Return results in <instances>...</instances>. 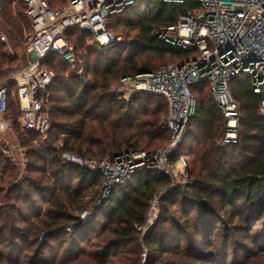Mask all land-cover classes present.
<instances>
[{
  "label": "trees",
  "instance_id": "trees-1",
  "mask_svg": "<svg viewBox=\"0 0 264 264\" xmlns=\"http://www.w3.org/2000/svg\"><path fill=\"white\" fill-rule=\"evenodd\" d=\"M47 1L56 9L57 3L67 0ZM195 7L194 0H185L184 4L136 0L125 13L129 22L137 21L134 43L103 51L95 47L99 55L93 67L90 58L96 49L90 43L89 33L71 30L66 37L76 48L77 64L70 66L57 54L43 62L42 67L58 75L54 87L49 88L51 97L47 108L51 119L49 136L55 144L50 142L43 150L40 143L34 142L40 136L35 133L29 136L23 130L20 138L26 150V167L21 177L20 164L0 151V264H43L41 253H30L29 247H47V240L68 235L61 232L68 227L74 231L59 245L65 261L49 264L222 263L218 258L223 255L203 247L196 249L197 246L189 245L183 253L182 241L190 234L194 241L198 238L209 243L221 240L225 256L234 245L248 261L264 257V119L259 113L260 96L253 92L248 78L238 76L230 83L242 116L239 141L227 147L218 145L224 137L226 118L216 105L209 84L193 86L194 95L196 90L199 92L196 116L190 118L175 156L194 157L193 166L188 169L194 181L177 186L160 200L159 216L144 234L139 228L144 226L156 192L171 184L168 175L152 168L138 170L126 185L116 186L108 199L84 220L80 213L100 197L103 176L62 157L63 152H72L101 159L128 150L150 151L169 142L170 130L162 125L168 116L165 97L137 93L132 99L124 100L111 87L125 75L153 71L162 64L195 57L196 50L173 47L159 37L161 27L175 24L180 13ZM0 17V27L8 37L7 43L0 38V80H6L16 71L12 65L20 58L14 50L24 44L32 25L23 0H0ZM141 50L161 60L171 55L174 61L154 67L152 60L139 57ZM100 60L102 66H99ZM10 89L7 117L12 122L15 115V122L19 124L16 84L11 83ZM193 119L196 129L192 126ZM178 204L183 217L175 219L170 216L171 209ZM197 205L202 210L192 221L188 216ZM227 207L231 210L227 211ZM218 210L229 213L225 214L224 222L221 216L217 217ZM33 216L35 220H31ZM220 223L222 228L215 229ZM255 226H261L262 230L251 233ZM236 229L248 233L251 239V234L256 236L252 248L235 242L231 232ZM40 234L47 236L45 243H40ZM68 242V248L63 249ZM90 243L97 248L90 252L82 250L81 245ZM59 251L55 260L59 258ZM144 251L149 252L147 263H142ZM181 253L183 257L177 258Z\"/></svg>",
  "mask_w": 264,
  "mask_h": 264
},
{
  "label": "built area",
  "instance_id": "built-area-1",
  "mask_svg": "<svg viewBox=\"0 0 264 264\" xmlns=\"http://www.w3.org/2000/svg\"><path fill=\"white\" fill-rule=\"evenodd\" d=\"M23 1L32 25L26 38L31 60L0 84V140L3 133L14 130L7 114L12 93L10 84L15 83L21 128L28 134L39 135L44 141L51 127L47 108L55 74L42 67L43 62L48 56L57 54L70 66L77 64L76 48L66 37L71 30L89 33L91 45L100 51L127 47L123 37L109 28L108 19L111 13L133 5L136 0H69L56 9L47 0ZM194 1L197 7L180 13L175 24L161 27L159 37L173 47L196 50L198 54L184 62L162 64L153 71L125 75L111 88L124 100H130L137 93L165 97L169 113L162 125L170 130L169 142L154 150H128L101 159L62 153L65 161L103 176L104 199H108L116 186L126 185L135 172L144 168L157 169L172 179L171 184L160 188L152 199L144 226L139 228L142 234L157 218L160 200L177 186L194 181L188 172L191 155L175 156L196 109L193 86L203 82L209 84L215 103L226 118L221 147L239 141L241 106L230 90L231 81L238 76L251 80L253 92L260 96L259 113L264 119V0ZM0 38L8 42L1 27ZM6 152L9 154L8 150ZM81 217L88 219V211ZM67 230L74 231L72 227Z\"/></svg>",
  "mask_w": 264,
  "mask_h": 264
},
{
  "label": "rangeland",
  "instance_id": "rangeland-1",
  "mask_svg": "<svg viewBox=\"0 0 264 264\" xmlns=\"http://www.w3.org/2000/svg\"><path fill=\"white\" fill-rule=\"evenodd\" d=\"M68 1L69 0H67L65 3H57L56 4L57 8L64 6L66 3H68ZM128 10L129 9L123 8L120 11L111 13L109 15L108 25L111 27V29L117 35L123 37V40H124L123 42H125L129 46L133 41L136 40V37H137V23H136L137 21L135 19H132V21H130V22L128 21V17L125 14L126 11H128ZM26 38H27V36H26ZM26 38H25L24 44L21 47L16 48L14 50L15 52H18V55L20 56L19 60L12 65V67L15 68L16 70L18 68H20V67L25 66L31 60L30 59V54H29V51H28V47H27V44H26ZM92 46H94V45H92ZM93 48H95V46ZM96 50H95V54H92L91 58H90V61L92 62L93 67H94L95 64H97L96 59L98 57H96V56L99 55V54H97V52H99V51L98 50L96 51ZM138 55L143 60H146V61L152 60V65L154 67L157 66L159 63H166V62H169V61H174V57H172L171 55L170 56L168 55V56H166L164 58V60H161V59H156L151 53H149L148 51H145V50L139 51ZM100 61H101V64L99 66H102L103 62H102V60H100ZM101 68L102 67H100V69ZM56 74L57 73H55V75ZM56 77H57V79H56ZM56 77H55V80H58V75H56ZM53 84H55V83H53ZM53 84L51 85V88L54 87ZM204 94L210 95L207 92H205ZM52 95L56 96V93L55 94L53 93ZM194 96H195V99H196V109H197L198 97H199L198 90H196ZM196 109H195V112H196ZM195 112H194V114H195ZM168 113H169V104H168ZM47 116H48V118H50L48 112H47ZM195 116H196V114L194 115V117ZM16 119H17V117L14 115L13 116L14 123L12 124V126H13V129H14L13 131L15 132V135L14 136H7V142L6 141H0V151L2 149L8 150L9 154H5L6 157L8 159H11L12 162L20 164V177H21L24 174V169L26 167V150H25V148L23 147V144H22L23 140H22V138H20V136L22 135L21 132H23V129L21 128L20 123L18 124L17 122H15ZM49 120H51V119H49ZM192 126H193L194 129H196V125L194 124V119L192 121ZM34 142L35 143H40V146L42 147L43 150H46L50 146V142L55 144V140L53 139V137L49 136V134H48L47 138L44 141H42V139L40 137V140H37V141L34 140ZM220 142H221V140L219 141L218 145H220ZM61 143H62V140H60L58 144L60 145ZM10 151H12V153H10ZM13 158H15V160ZM193 160H194V157L191 156V164H190L191 167L193 166ZM102 197H103V188L101 189L100 197L97 200H95L86 209L88 211V213H90V216H91V214H93L96 211V207L97 206L103 204L104 201L107 200L106 197H105L106 199H104ZM100 198H102L103 200H102V202L99 205H97V203H98ZM46 207H47V205H46V203H44L43 204V208H46ZM159 209H160V207L157 210V217L159 216V212H160ZM181 209H182V207L179 206V204L174 206V207H172L170 216H172L175 219L182 218L183 216H182V214L180 212ZM193 209H194V211L192 212V214H190L188 216V218H190L192 221L195 220L196 216L199 214V210H202V208L197 205ZM229 210H231V208L227 207V211H229ZM218 213H220V214H217V217L221 216L220 218H222L223 222L227 219V216L225 214H229V213H225L224 214V212L219 211V210H218ZM77 214H79V213H77ZM81 214H82V212L80 213V215ZM35 219H36L35 216H33L31 218V220H35ZM85 220H87V218ZM19 226H23V225L19 224ZM222 226H223V224L220 223L218 225H215L214 228L215 229L216 228H220L221 229ZM261 230H262L261 226H255L254 229L251 231V233L254 232V231L258 232V231H261ZM61 232H66V233H68V235L63 234V235H60V236L56 237L55 239L47 240V236L40 234V237H39L40 243H45V241L47 240L49 245L47 247H44V248H40V247H38V245H34V247L33 246L29 247L28 251L30 253H34V254H37L38 252H40L41 253L40 254V258L42 259L41 263H43V264H49L52 261L53 262L55 261L57 263L65 261V259H62V254H63L64 251H62V250L59 251V248H60L59 245H60V242L63 243L64 240L69 239L70 238L69 234L73 233V231H69V230L66 229V230H63ZM248 235H249L248 233L240 232L238 229H236V231H232L231 232V236L235 240V242H239L240 241L243 244H245L247 246H250L252 248L254 246L253 240L255 241L256 236L251 234V236H250V237H252V239H251V238H249ZM194 240L195 239L191 236V234L190 235H186L184 237V240L182 241V247H184L183 253H186V248L189 247V245H191L192 247L197 246V247H195L196 249L203 247L206 250H208V252L218 253L219 256L223 255V257L220 256L218 258L219 261L221 260V262H222L221 264H235L236 259L238 261L237 264H264V257H256V258H253V259L248 261L244 255H241V254L238 253V248H237V246L234 247V245L229 247L228 254L225 256V254H222L223 249H224V242L222 243L221 240L220 241H218V240L211 241L210 243L209 242H205L201 238H198L196 241H194ZM91 243L90 244L81 245L82 248H83L82 250H84L85 252H90V251L95 250V248H97V247L96 246L93 247L91 245ZM68 246H69V242L64 244V247H62V248L65 249V248H68ZM72 249L68 251L67 255L70 254L69 252H72ZM58 251H59V258L55 260L57 254H58L57 253ZM148 257H149V252L144 251V254L142 255V263H147ZM178 257L179 258L183 257L182 253L179 254L177 256V258ZM82 264H91V263L85 262V263H82Z\"/></svg>",
  "mask_w": 264,
  "mask_h": 264
},
{
  "label": "crops",
  "instance_id": "crops-1",
  "mask_svg": "<svg viewBox=\"0 0 264 264\" xmlns=\"http://www.w3.org/2000/svg\"><path fill=\"white\" fill-rule=\"evenodd\" d=\"M10 51H11V53H13V54H15L14 53V51L12 50V48H10L9 49ZM100 51V50H99ZM16 54H18V52H16ZM30 54V53H29ZM30 59H31V54H30ZM27 65V64H26ZM82 69H80L79 70V73H82ZM54 74H55V71H52ZM55 77H56V75H55ZM5 81V79H1L0 80V84H2L3 82ZM112 86H113V84H112ZM159 96V95H158ZM233 96V95H232ZM132 99V98H131ZM26 134H28V133H26ZM15 135V132L13 131V132H6V133H3L2 134V136H3V139L2 140H0V141H6L7 142V136H14ZM29 135V134H28ZM30 136V135H29ZM7 150H5V149H2L1 150V152L5 155V154H7V152H6ZM11 152V151H10ZM6 156V155H5ZM14 159V158H13Z\"/></svg>",
  "mask_w": 264,
  "mask_h": 264
}]
</instances>
